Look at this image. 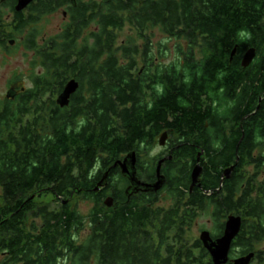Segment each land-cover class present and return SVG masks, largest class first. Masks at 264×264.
I'll list each match as a JSON object with an SVG mask.
<instances>
[{
  "label": "trees",
  "instance_id": "trees-1",
  "mask_svg": "<svg viewBox=\"0 0 264 264\" xmlns=\"http://www.w3.org/2000/svg\"><path fill=\"white\" fill-rule=\"evenodd\" d=\"M70 3L43 0L35 8L42 15ZM70 14L66 32L41 44L37 28L28 30L24 45L36 51L40 60L36 57L34 64L42 70L33 75L37 87L24 92L19 112L7 98L0 101V264H214L201 240L191 241L187 236L199 213L208 211L216 224L211 232L214 238L223 234L230 214H240L242 228L230 256L254 252L251 264H264V249H257L264 240V178L256 180L243 167L218 191L223 170L210 167L209 177L218 176L213 194L199 193L193 203L187 196L189 183L179 179L183 174L189 178L190 169L173 167L169 207L148 199L128 201L120 194L121 186L113 196L115 205L108 207L109 186L95 189L110 167H92L96 156L88 150L95 146L98 160L107 166L114 156L111 149L117 148L118 157L120 151L136 150L145 139L141 86L135 81L126 84L127 74L114 66L117 38L127 25L139 36L159 22L164 33L180 40L225 38L229 84L236 82V67L244 52L256 47L258 62L249 68L250 82L264 90V0H100L98 6L95 0H77ZM16 16L21 18L22 13L16 12ZM29 24L23 19L12 27L0 12V45L6 48L8 39L29 29ZM236 45L239 55L233 59ZM72 78L80 82L73 99L85 101L88 115L81 130L68 131L72 117L63 113H55L47 123L28 118L32 100L54 98ZM187 90L179 94L182 100L192 92ZM174 102L164 107L180 117L174 119L179 131L203 124L193 120L201 115L191 109L190 101L180 102L179 107ZM227 157L213 156L210 162L224 163ZM259 157L242 154L231 158H239V164L264 163V156ZM179 159L175 156L176 164ZM109 172L111 181L113 169ZM43 196L54 201L40 202ZM76 198L93 203L88 217L78 211ZM86 227L89 232L82 236Z\"/></svg>",
  "mask_w": 264,
  "mask_h": 264
},
{
  "label": "flooded vegetation",
  "instance_id": "flooded-vegetation-1",
  "mask_svg": "<svg viewBox=\"0 0 264 264\" xmlns=\"http://www.w3.org/2000/svg\"><path fill=\"white\" fill-rule=\"evenodd\" d=\"M39 1L43 0H34L24 10L16 11L18 0H0V12L6 21L12 24V27L18 26L24 19L30 21L29 30L34 27L38 31L37 24L42 18L63 10L64 21L59 27V32L49 38H43V43L53 37L62 36L66 32L71 19L70 10L75 7L77 0H71L70 4L42 15H39L35 8L39 6ZM95 1L98 6L100 0ZM32 9L35 10L31 11ZM16 12L22 13V17L16 16ZM94 28L95 31L98 30L97 26ZM154 29L164 33L161 23L158 22L156 26L151 25L146 28L141 36L129 35L121 42V38H117L115 47L119 50L115 52L114 66L127 74L126 84L129 83L131 86V82L135 81L142 89V124L145 139L139 143L136 150L120 151L118 157L115 155L117 148L111 149L114 156L110 157V164L107 166H103L98 160L100 155L95 146L88 149L96 156L92 167H110L107 171L113 169L111 181L108 180L109 173L106 186L101 189L109 186L108 196L114 198L118 191L116 187L121 186L120 194L123 192L128 201L148 199L156 201L158 205L168 201L172 203L173 198L168 194L170 171L173 169L175 172L173 167L178 169L182 167V170L187 169V171L189 168L190 177L183 174L185 176L179 179H185L186 183H189L187 196L191 202L196 203L199 193L213 194L215 188L213 185L217 182L218 176L216 174L213 178L209 177L207 171L210 167H219L220 171L223 170L219 178L220 185L216 188L218 191L234 180L243 167H254L255 172L252 175H255L256 180H262L264 176L260 179L262 172L257 167H264V163L239 164V158L234 161L231 158L242 154L255 157L264 156V90H261V85L257 82L255 84L250 82L253 75L252 69H249L259 56L256 47H248L244 52L239 62L240 65L236 67V82L229 84L227 80L229 59L225 38L197 36L193 40L191 38L180 40L168 36V40L174 41V44L172 47L167 46L166 49L170 51L166 52L164 37L155 35ZM90 31L91 27L83 33L82 37H86ZM204 41L209 43L204 44ZM178 42L183 44L178 45ZM122 47L128 48V51L121 50ZM239 48L236 45V53L232 55L233 59L238 57ZM251 48L256 50V56L251 64L245 67L243 59ZM35 54L37 55L36 51ZM248 70L251 74L246 73ZM32 87L37 86L33 84ZM64 88L52 99L32 100L29 103L28 118L47 123L52 120L55 113H63L72 117L71 124L66 127L68 131L74 133L76 130H81L85 121L88 120L84 108L85 101L74 100L75 92L70 97L69 104L61 106L58 98ZM188 88L192 90L187 98L191 102L189 106L195 114L200 112L201 115L200 118L196 117V114L192 119L199 123L203 122V124L190 131H179L174 119H180V117L170 107H165L171 101H175V107H179L180 102L188 104L189 101L182 100L179 95H184ZM8 89L12 91L13 96L8 97L7 95V100L11 101L16 111L19 112L18 108L23 103L21 98L28 88L17 82H11ZM129 105H132V101ZM163 113L167 115L166 121H164ZM175 121L179 122V120ZM132 155H134L133 159ZM175 156H180L178 164L175 163ZM213 156H230V158L227 157L224 163H211L210 157ZM119 161H126V167H130V175L123 173ZM197 165L202 167V173L198 181L193 184L192 174ZM132 167L134 170L131 171ZM158 169H160L161 176L165 178L164 185L158 191L147 190L144 184L153 185L158 181ZM229 169L231 172L228 177L227 170ZM242 175H247V173L244 172ZM114 205L113 199L112 206ZM202 213L204 212H200L199 215Z\"/></svg>",
  "mask_w": 264,
  "mask_h": 264
},
{
  "label": "rangeland",
  "instance_id": "rangeland-1",
  "mask_svg": "<svg viewBox=\"0 0 264 264\" xmlns=\"http://www.w3.org/2000/svg\"><path fill=\"white\" fill-rule=\"evenodd\" d=\"M63 18V10H59L58 13L44 17L38 22L37 27L39 44L42 43L43 38H49L50 36L59 32V27L64 21ZM28 30L29 29L27 28L21 33H15L13 37L8 39L6 48L4 46H0V101L7 98L6 96L9 90L8 87L11 82H17L21 86L23 85L26 88H31L34 83L33 75L35 73H41V69L34 64L37 57L35 51L27 48L24 45L25 37L28 35ZM154 33L155 35H161L164 37L163 43L165 45V51L169 52L170 49L168 50L166 47H172L174 41L168 40L169 35L166 33L162 34L158 29H154ZM119 35L121 42L129 35L137 36L138 32L135 28L127 25ZM10 40H14L15 42L10 44ZM37 59L39 58L37 57ZM246 170L251 174L255 172L254 167H249ZM261 172L262 176L260 179H262L264 176V167L261 168ZM39 201L51 202L54 201V199L51 196H43L39 199ZM160 205L169 207L171 203L168 201L160 203ZM75 206L83 216L88 217L94 205L89 200H80L76 198ZM215 227L216 224L212 220L211 214L208 211L200 214L198 218L194 220L192 226H190L191 229L188 231L187 236L191 241L194 239H199L203 230H210L213 232ZM88 232L89 227H86L82 232V236L86 235ZM257 249H264V240L257 245Z\"/></svg>",
  "mask_w": 264,
  "mask_h": 264
},
{
  "label": "water",
  "instance_id": "water-1",
  "mask_svg": "<svg viewBox=\"0 0 264 264\" xmlns=\"http://www.w3.org/2000/svg\"><path fill=\"white\" fill-rule=\"evenodd\" d=\"M34 0H18V4L16 5V11H22L24 10L30 3H32ZM14 40H10V44H13ZM236 50H233V55H235ZM256 56V50L254 48H251L248 50L246 55L243 59V66L247 67L251 64L253 59ZM79 88V82L75 79L70 80L65 88L62 94L58 98V103L61 106H66L69 104L70 97L78 90ZM8 97L13 96V93L11 90L7 93ZM134 158V155H132V159ZM121 168L123 169V173L125 175H130V167H126V161L121 162L119 161ZM134 167L131 168V171L134 170ZM229 172L231 170H227V176L229 177ZM109 171H107L102 180L99 182V184L96 187V191L100 190L102 187L106 186V180L109 175ZM159 178L158 181L153 185H147V190L150 191H158L165 183L164 176H161L160 169H158ZM202 173V167L200 165H197L192 174L193 178V184H195L198 181L199 176ZM105 203L108 206H112L113 198L111 196L107 197L105 200ZM243 218L240 214H230L226 221H225V228L224 232L220 237L214 238L211 234L210 230H203L201 232L200 240L203 244V246L208 250L212 261L214 264H227L229 261L232 262V264H251L255 253L251 252L248 255L240 256L236 258H231L230 254L232 251V246L235 238L240 233V230L242 228Z\"/></svg>",
  "mask_w": 264,
  "mask_h": 264
},
{
  "label": "bare ground",
  "instance_id": "bare-ground-1",
  "mask_svg": "<svg viewBox=\"0 0 264 264\" xmlns=\"http://www.w3.org/2000/svg\"><path fill=\"white\" fill-rule=\"evenodd\" d=\"M232 55H233V53H232Z\"/></svg>",
  "mask_w": 264,
  "mask_h": 264
}]
</instances>
